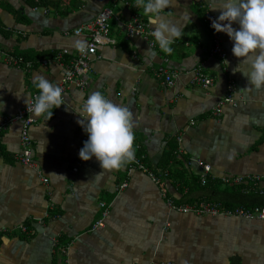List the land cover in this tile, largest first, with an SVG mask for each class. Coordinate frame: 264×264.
Here are the masks:
<instances>
[{
  "label": "crops",
  "instance_id": "obj_1",
  "mask_svg": "<svg viewBox=\"0 0 264 264\" xmlns=\"http://www.w3.org/2000/svg\"><path fill=\"white\" fill-rule=\"evenodd\" d=\"M47 1L35 8L27 0H0L1 49L34 62L64 49L76 54L74 41L87 43L89 37L73 30L106 6L114 8V15L108 41L92 58L88 85H71L51 118L34 115L30 134L36 166L19 159L21 122L0 136V264H63L54 238L70 244L69 264H229L233 256L243 264H264V220L185 213L168 204V198L185 204L182 199L192 195L195 178V194L229 186L214 179L203 184L198 161L209 165L216 178L259 176V188H264V88H253L246 76L233 71L246 65L233 54L229 35L219 32L227 53L221 60L211 53L213 29L197 0H173L165 12L181 27L182 36L174 40L172 54L157 46L152 47L154 56L145 53L151 46L142 37L126 36L133 14L148 23L135 0ZM206 1L217 6V0ZM211 10L219 17V9ZM232 26L239 27L235 22ZM199 66L214 77L209 90L194 81ZM161 67L177 74L174 86L154 75ZM40 75L59 84L63 66L52 61L26 70L0 56V100L5 104L0 119L27 106L38 93L32 81ZM230 79L236 83L235 103L226 104L220 117L213 116ZM97 90L131 112L134 154L145 155L153 170L171 171L160 185L141 170L129 174L127 164L104 170L95 157H79L88 134L78 120L86 117L84 101ZM125 179L128 186L119 190ZM199 195L190 204L220 202ZM101 203L107 205V216L103 226L94 228L105 210Z\"/></svg>",
  "mask_w": 264,
  "mask_h": 264
},
{
  "label": "clouds",
  "instance_id": "obj_2",
  "mask_svg": "<svg viewBox=\"0 0 264 264\" xmlns=\"http://www.w3.org/2000/svg\"><path fill=\"white\" fill-rule=\"evenodd\" d=\"M173 6V0H135V8L142 9L147 21L153 26L151 35L165 54H172V44L182 36L181 27L169 18L166 9ZM218 19L211 26L226 32L233 41L232 52L242 58L239 64L244 68L233 69L247 77L249 85L259 90L264 88V0H217ZM227 21L226 24L221 23ZM233 22L239 25L232 26ZM74 50L82 56L87 54L83 39L74 41ZM152 52V46L145 52ZM155 56V53L152 52ZM38 94L32 112L35 116L53 115L52 109L64 104L63 89L46 76L40 75L32 81ZM5 104L0 100V110ZM86 117L78 120L88 134L79 157L85 161L95 157L104 170L119 169L134 159V131L132 114L127 107L114 103L102 91L91 92L83 104Z\"/></svg>",
  "mask_w": 264,
  "mask_h": 264
},
{
  "label": "built area",
  "instance_id": "obj_3",
  "mask_svg": "<svg viewBox=\"0 0 264 264\" xmlns=\"http://www.w3.org/2000/svg\"><path fill=\"white\" fill-rule=\"evenodd\" d=\"M120 0H114L117 2ZM127 1L128 0H121ZM200 8L204 11L205 23L213 29L212 33V48L211 53L218 56L221 60H225L227 53L223 48L221 37L212 26V20L218 19V16L211 10V4L206 0H197ZM38 6H35V8ZM114 15V8L112 6L104 7L99 14L90 22L78 26L73 30L76 35L86 34L89 37L87 46V54L81 55L79 52L71 54L69 49L57 51L50 58H42L38 62L27 60L22 55L15 54L12 51L1 49L0 56L9 65L23 67L26 70H31L39 63L40 65H47L52 61L59 62L63 66V77L59 86L63 89V100H65V94L71 85H75L79 88L84 89L88 85L86 78L87 73L91 69V61L93 56L97 53L98 49L108 41V35L111 30V18ZM153 28L142 18L139 13L132 15L131 19L126 26L127 38L142 37L152 47H157L158 43L151 35ZM69 33V32H67ZM168 60V59H167ZM154 75L161 79L162 82L172 87L175 85L177 74L170 72L167 68L161 67L155 70ZM194 81L201 87L209 90L214 83V77L207 74L203 66H199L194 70ZM236 83L233 79H230L227 83L226 93L218 101L217 105L213 109V116L220 117L223 113V108L226 104L235 103ZM38 93H34L30 98L27 106L20 108L14 115L6 116L0 119V136L1 134L14 122H21V145L22 151L19 159L22 163L35 167L36 163L33 160V140L30 134L31 126L36 122V119L32 112V106L35 104V96ZM87 139V137H85ZM178 140H181V136H178ZM127 164V172L130 174L133 170H141L148 173L152 180L160 185L164 178L170 176L171 171L169 169L153 170L150 168L145 160V155H135L134 159ZM198 164L202 167L203 173L200 176L201 182L207 184L209 180L214 179L220 181L226 185H239L247 184L251 186V190L260 191L264 193V188H259V176H241V175H227L221 178H216L210 175L211 167L204 164L202 161H198ZM47 182V179H43ZM128 186V180L125 179L119 186L118 189L122 190ZM163 194L166 195V191L163 189ZM168 204L171 208L178 210L179 212H193L196 214H209L212 216L227 215L233 217H239L244 219H259L264 220V206H256L254 208H246L241 206L229 207L222 202H199L194 204H175L171 198H168ZM103 210V217L95 224L94 228H98L104 225L103 218L107 216L106 203H101ZM49 217V213L46 214ZM43 218L40 219V222ZM21 231L28 233L30 229L27 226H21ZM53 247L56 253L62 256V263L69 264L68 250L70 248L69 243L61 244L58 238L53 239ZM161 264H176L174 262H165Z\"/></svg>",
  "mask_w": 264,
  "mask_h": 264
},
{
  "label": "trees",
  "instance_id": "obj_4",
  "mask_svg": "<svg viewBox=\"0 0 264 264\" xmlns=\"http://www.w3.org/2000/svg\"><path fill=\"white\" fill-rule=\"evenodd\" d=\"M27 2L31 6H38L41 3H47V0H27ZM184 172V171H182ZM180 172V173H182ZM178 174V173H177ZM179 175V174H178ZM179 176H183L179 175ZM193 185H190V190L192 195H186V200L182 199V202L185 204H190L193 201H198L199 198L195 197L200 193L201 197H210L215 201L223 202L226 206L235 207L241 206L246 208H254L256 206H264V193L260 191H252L251 186L247 184H239V185H229L224 190H216L213 187H208V189L203 190V192L196 193L194 184L198 181L197 178L193 179ZM196 181V182H195ZM192 186V187H191ZM194 194V195H193ZM200 200V199H199ZM61 244H65L61 238L59 239ZM229 264H243V261L240 256H233L229 262Z\"/></svg>",
  "mask_w": 264,
  "mask_h": 264
},
{
  "label": "flooded vegetation",
  "instance_id": "obj_5",
  "mask_svg": "<svg viewBox=\"0 0 264 264\" xmlns=\"http://www.w3.org/2000/svg\"><path fill=\"white\" fill-rule=\"evenodd\" d=\"M248 220H252V219H248Z\"/></svg>",
  "mask_w": 264,
  "mask_h": 264
}]
</instances>
